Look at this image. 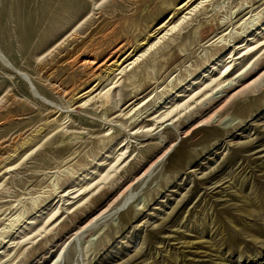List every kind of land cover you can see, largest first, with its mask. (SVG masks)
Wrapping results in <instances>:
<instances>
[{"label": "rangeland", "instance_id": "374dc122", "mask_svg": "<svg viewBox=\"0 0 264 264\" xmlns=\"http://www.w3.org/2000/svg\"><path fill=\"white\" fill-rule=\"evenodd\" d=\"M263 39L264 0H0V264H264Z\"/></svg>", "mask_w": 264, "mask_h": 264}, {"label": "bare ground", "instance_id": "6f19581e", "mask_svg": "<svg viewBox=\"0 0 264 264\" xmlns=\"http://www.w3.org/2000/svg\"><path fill=\"white\" fill-rule=\"evenodd\" d=\"M187 4V3H186ZM186 4H184L183 6H180L178 9H180V8H183L184 6H186ZM248 8V7H247ZM240 11V10H239ZM242 12V11H241ZM172 18H173V16H172ZM171 18V19H172ZM169 22V21H168ZM151 36H153V34L151 33ZM108 37V36H107ZM85 43V42H84ZM142 44H146V41H143V42H141V45ZM262 46H264V39L263 40H261V41H258V43H257V45H256V48H259V47H262ZM125 49V47L123 46V45H118L117 47H114V50L110 53V55L104 60V61H102V62H100V60H99V58L97 57V56H89V57H85L84 56V58H82L81 60H79L78 61V64H80L81 66H84V67H87V68H89V70H91L92 71V73H91V75L93 76V78H97V77H99V76H101V74H103V72H108V73H111V72H114V70L116 71H118V68L120 67V66H122L123 65V63H124V61H126L125 60V58L123 59V58H119V56H118V54H120L121 52H122V50H124ZM82 51V50H81ZM240 57V56H239ZM238 57V58H239ZM78 59V58H77ZM72 60V59H71ZM76 62V61H75ZM231 65V64H230ZM247 66V65H246ZM228 67V66H227ZM227 67H225V69L221 72V76L223 77H226V73L229 71V69L227 68ZM115 68H117V69H115ZM254 69H255V67H254V65H250V66H248V68H244L242 71H240V72H238L237 74H236V76L234 77V78H231V79H229L227 82L225 81V83H223V82H219L220 84L218 85V86H220L219 87V89H218V91H217V93H220V94H222V93H225V92H227V94L225 95V96H227V95H229L230 94V92L234 89V88H236V87H238V86H241L243 83H242V81L243 80H245L246 78H249V76L250 75H252L253 74V71H254ZM149 75V74H148ZM220 76V77H221ZM147 77V76H146ZM150 77V76H149ZM148 79V78H147ZM149 80V79H148ZM242 87V86H241ZM244 87V86H243ZM234 92V91H233ZM124 93H126V92H124ZM217 93H215V95L217 94ZM214 95V92H213V94L211 95V97H214L213 96ZM224 95V94H223ZM233 95V94H232ZM232 95L231 96H229V98H231L232 97ZM126 96V95H125ZM135 97V96H134ZM216 97V96H215ZM212 99V98H211ZM108 100V99H107ZM122 100V99H121ZM207 100V99H206ZM133 118V117H132ZM29 140L27 139V140H23L22 141V145L24 146L27 142H28ZM3 145V144H2ZM21 145V146H22ZM252 146V145H251ZM254 146V145H253ZM261 152H264V148L263 149H259V150H257V151H255L253 154H259V153H261ZM264 156V155H263ZM263 156L261 155V156H259V157H256V158H263ZM264 162V161H263ZM252 166V165H251ZM263 167V168H262ZM254 170H256V173H257V171H259L260 173H261V175H264V166H261L260 165V168H254ZM258 174V173H257ZM251 175V174H250ZM248 177H250L249 175L247 176V178ZM245 178H246V176H245ZM245 178H244V182L246 181L245 180ZM250 179V178H249ZM254 179H256V178H254ZM253 179V180H254ZM242 180V179H241ZM224 181H226V180H224V179H220V181L219 182H221L222 184L220 185L219 184V182L217 183L218 185H216V188H223V189H225V191H217V193H220L223 197H222V199H219V201H221L223 204H225V203H228L229 201H231V199H233V197L235 198L236 197V194H235V191L233 192H231L230 190H229V188H227V187H223V185H224ZM247 182V181H246ZM247 184V183H246ZM215 186V185H214ZM218 186V187H217ZM251 186V185H250ZM240 187V186H239ZM242 187V186H241ZM246 187V186H245ZM215 187L213 188V192H214V189H216ZM226 189H228V190H226ZM234 189V188H233ZM208 190H209V188H208ZM245 190V189H244ZM254 194V193H253ZM252 196V195H251ZM230 199H229V198ZM239 197V196H238ZM237 198V197H236ZM253 199V198H252ZM256 200V199H255ZM237 201H239V200H237ZM262 201V206H263V209L261 210L262 212L264 211V199H262L261 200ZM253 204V201H249V200H244V209H246L247 211H249L246 207L247 206H249V205H252ZM259 208H260V206H258ZM236 208V207H235ZM236 209H238V208H236ZM239 210V209H238ZM253 210V209H252ZM240 211V210H239ZM128 213V212H127ZM251 213V212H250ZM252 214V213H251ZM258 214V213H257ZM262 214V213H261ZM247 215V214H246ZM259 215V214H258ZM249 216V215H248ZM250 217V216H249ZM251 217H253V216H251ZM244 218V217H243ZM213 219V218H212ZM228 219V218H227ZM252 219V218H251ZM264 219V218H263ZM17 220H19V218L17 219ZM261 221V220H260ZM217 222V221H216ZM219 223V222H218ZM237 227V226H236ZM199 228V227H198ZM240 229V228H239ZM262 232V231H261ZM223 235V234H222ZM225 237V236H224ZM249 239V238H248ZM263 240V239H262ZM214 242V241H213ZM257 243V242H256ZM263 243V242H262ZM235 244V243H234ZM230 246V245H229ZM235 246V245H234ZM262 248H264V244H262ZM193 253H197V252H193ZM202 254H205L204 252L202 253L201 252V255ZM214 255V254H213ZM221 257V256H220ZM259 257H260V255H259ZM264 258V257H263ZM258 259H260V258H258ZM257 260V259H256ZM201 261H203V260H201ZM56 264V263H55Z\"/></svg>", "mask_w": 264, "mask_h": 264}]
</instances>
